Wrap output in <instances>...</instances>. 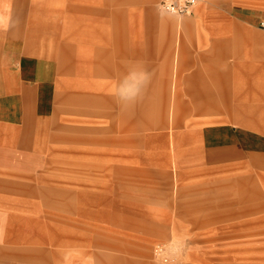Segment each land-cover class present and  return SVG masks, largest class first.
I'll use <instances>...</instances> for the list:
<instances>
[{
    "label": "rangeland",
    "instance_id": "1",
    "mask_svg": "<svg viewBox=\"0 0 264 264\" xmlns=\"http://www.w3.org/2000/svg\"><path fill=\"white\" fill-rule=\"evenodd\" d=\"M11 1L48 99L35 170H0V264H264V0L186 15L159 0ZM84 14L100 66L109 48L126 69L122 145L95 99L111 70L87 78L99 92L84 87L71 21Z\"/></svg>",
    "mask_w": 264,
    "mask_h": 264
},
{
    "label": "crops",
    "instance_id": "2",
    "mask_svg": "<svg viewBox=\"0 0 264 264\" xmlns=\"http://www.w3.org/2000/svg\"><path fill=\"white\" fill-rule=\"evenodd\" d=\"M4 6V0H0V170L19 171L18 173L29 175L37 166V154L41 153V147L38 144L41 135L37 130L36 121L38 118L42 119L45 113L48 96L43 92V87L39 81L41 69L43 68L40 55L33 51H26L25 46L21 44L19 12L7 16L3 10L8 11L9 7L8 5L7 7ZM11 6L14 9L20 7L21 3L19 0H13ZM81 18L75 16L74 19L71 18V21L79 24L75 26L74 23L76 35L72 37L77 38L79 48H81L79 60L82 74L85 77L84 87L89 89L92 86L93 89L99 92L98 88L100 86L95 83L90 85L91 83L87 78L91 73L98 75L100 71L108 73L111 70L112 85L104 95H96L95 99L98 100V103L103 102L105 106L107 105L106 121L109 123V130L112 133L110 139L114 145H122L126 141L128 126L126 124L130 108L127 100L125 98L121 99L120 95L115 92L114 87L117 73L118 77H124L126 69L119 68L116 70L112 67L109 61V48L103 50V56L108 59L103 65L106 67L100 66L99 54L96 52L98 50L91 45L92 37L89 22L84 19L86 18L85 14ZM33 22H36L35 19H33ZM31 25L33 26L35 23H31ZM68 31L66 28L67 35H70ZM141 32L143 33L142 29ZM172 40V36H170L160 44L163 48L171 50ZM195 40L199 42L200 39L196 37ZM176 46L177 57L185 49V43L180 42L178 39ZM121 49L123 51L126 49L124 40ZM232 65L236 67L238 62L234 61ZM92 97L94 98V96ZM203 98H206L205 94ZM201 105V107H204L205 103ZM116 120L119 122L116 123ZM213 136L215 135L210 137ZM170 144L172 145V139ZM121 170L124 171V167ZM249 199H243L244 203L250 201ZM217 205L214 206L215 210L218 209ZM249 208L250 210L253 209L251 205H249Z\"/></svg>",
    "mask_w": 264,
    "mask_h": 264
},
{
    "label": "built area",
    "instance_id": "3",
    "mask_svg": "<svg viewBox=\"0 0 264 264\" xmlns=\"http://www.w3.org/2000/svg\"><path fill=\"white\" fill-rule=\"evenodd\" d=\"M200 0H159L158 7L166 12L178 15L190 14Z\"/></svg>",
    "mask_w": 264,
    "mask_h": 264
},
{
    "label": "clouds",
    "instance_id": "4",
    "mask_svg": "<svg viewBox=\"0 0 264 264\" xmlns=\"http://www.w3.org/2000/svg\"><path fill=\"white\" fill-rule=\"evenodd\" d=\"M146 75H147V74L145 73V76H146ZM120 97H121V99L124 98V94H123V92L120 93Z\"/></svg>",
    "mask_w": 264,
    "mask_h": 264
}]
</instances>
